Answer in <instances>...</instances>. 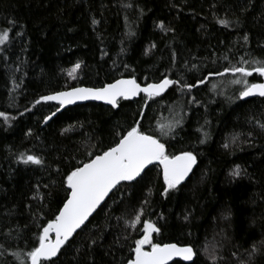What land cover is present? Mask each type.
<instances>
[{
	"label": "trees",
	"instance_id": "16d2710c",
	"mask_svg": "<svg viewBox=\"0 0 264 264\" xmlns=\"http://www.w3.org/2000/svg\"><path fill=\"white\" fill-rule=\"evenodd\" d=\"M5 30L10 38L0 45V112L9 119L0 117V264H18L12 253L23 256L36 245L65 201L66 174L136 124L170 153L194 151L192 174L167 196L158 166L139 182L119 186L56 264H127L134 239L142 236V224L128 225L141 207L142 220L162 229L154 241L192 245L196 264H214L211 256L215 264H264V98L241 100V86L231 83L238 76L215 75L242 57L264 60V0H0ZM76 63L81 68L72 79L68 71ZM164 76L206 82L191 93L173 85L152 100H121L118 109L76 105L47 124L44 117L57 106L35 104L72 87L132 77L145 85ZM247 79L264 83L256 73ZM176 120L181 123L174 131L162 135L159 125ZM21 154L43 164H24ZM237 166L242 175L234 177ZM254 245L259 251L250 256Z\"/></svg>",
	"mask_w": 264,
	"mask_h": 264
},
{
	"label": "snow or ice",
	"instance_id": "6c2138e0",
	"mask_svg": "<svg viewBox=\"0 0 264 264\" xmlns=\"http://www.w3.org/2000/svg\"><path fill=\"white\" fill-rule=\"evenodd\" d=\"M124 7H132L131 4H124ZM15 21H13V24ZM92 23H98L93 19ZM218 23L224 27L230 25V21L219 19ZM162 30H165L163 23L159 24ZM129 35H134L129 32ZM9 31L0 32V45L9 41ZM245 43L248 42V35L243 37ZM155 47V45H152ZM250 55V54H249ZM227 59V57H225ZM252 64L254 67L245 65ZM80 63H76L68 71V76L76 78ZM231 74L236 79L231 83L240 85L238 98L243 100L247 97L258 96L264 98V83H249L248 77L253 73L264 77V60L252 57L250 61L241 58L238 66L226 67L222 72H217V76ZM213 73H209V76ZM206 80L202 79L196 83H182L180 80H173L164 76L157 82L148 83L141 86L137 80L132 77L128 79H118L113 83L105 84L102 87H72L65 91H56L52 94L42 95L35 101V104H47L55 102L58 105L56 111L44 117V122L51 121L53 117L67 105L76 104L78 101H103L113 108L119 106L121 100H131L144 94L145 100H152L161 96L173 85L180 86L181 90L187 89L191 93L192 89L198 84H204ZM14 88L20 87L13 81ZM195 101V97L192 98ZM141 115H143L141 113ZM0 117L8 122V116L0 112ZM181 123L180 120L167 124L161 123L159 129L162 135H168L173 132L175 127ZM264 130V123L259 125ZM65 131H68L65 129ZM204 139L199 142L203 144L208 136L203 133ZM238 136H234L231 143L235 144ZM225 148L229 144L224 145ZM87 162H81V166L74 167L66 174L64 183L66 184L67 196L62 207L58 209V214L51 219L37 236V243L31 250L23 253H12L18 264H56V258L61 254L65 245L69 244L74 235H78L87 227L89 218L109 197L114 190L119 191L118 186L139 182L143 179L145 170L150 165H157L161 168L163 176L162 195L167 196L171 191L177 190L182 182L189 177L197 164V154L192 150H183L178 153H170L168 146L162 140L153 134L142 130L140 124L130 127L126 134L120 136L114 146H109L102 153L92 155ZM21 161L24 164L41 165L43 161L36 155L24 156L21 154ZM232 175L239 177L242 170L237 166ZM147 203V201H145ZM144 214L143 207L134 216V219L128 225L133 229L142 224V236L134 239V247L131 249L133 255L127 260V264H170L174 258L178 257L186 264H196L197 251L192 245L180 246L177 243H159L154 241V234H160L161 227L151 220H142ZM187 218V217H186ZM10 235V233H9ZM92 244L96 241L92 240ZM6 251V249H5ZM79 251V250H78ZM259 249L253 246L250 256L254 255ZM215 264V256H211Z\"/></svg>",
	"mask_w": 264,
	"mask_h": 264
},
{
	"label": "water",
	"instance_id": "95a60500",
	"mask_svg": "<svg viewBox=\"0 0 264 264\" xmlns=\"http://www.w3.org/2000/svg\"><path fill=\"white\" fill-rule=\"evenodd\" d=\"M122 79H128V78H122ZM139 84H140V83H139ZM140 85L143 87V86H146L147 84H145V85L140 84ZM81 87H84V86H81ZM167 91H168V90H166L162 95H164ZM141 95H144V94L141 93ZM141 95H140V96H141ZM162 95H161V96H162ZM140 96L135 97V98H133V99H131V100H124V101H134V100H136L137 98H139ZM158 97H160V96H158ZM255 97H258V96L247 97V98H245L244 100H248V99L255 98ZM48 103L54 104V105H56L57 108H58V105H57L54 101H53V102H48ZM88 103H96V104L104 105V106H106V107L113 108L111 105H108V104L104 103L103 101H94V100H89V101H78L76 104L65 106L63 109H61L59 112H57L56 115H55L53 118H55L58 114H60L61 112H63L64 110H66V109H68V108H70V107H74V106H76V105H85V104H88ZM118 108H119V106L116 107V108H113V109H118ZM48 122H50V121H48ZM48 122H47V123H48ZM47 123H45V124H47ZM153 166H157V165H155V164L150 165L148 169H150V168L153 167ZM148 169H146L145 172H146ZM160 169H161V168H160ZM191 174H192V173H190L189 176H190ZM188 178H189V177H188ZM188 178H186L185 181H186ZM182 183H183V182H182ZM118 187H119V186H118ZM114 191H115V190H114ZM114 191H113V192H114ZM111 195H112V193L109 194V197H110ZM109 197L106 198L105 202L109 199ZM105 202H104V203H105ZM104 203L101 205V207L104 205ZM98 210H99V209H97V211H98ZM95 214H96V213H93V216H94ZM93 216H92V217H93ZM92 217L89 218V221L91 220ZM87 223H88V222H87ZM74 236H75V235H74ZM180 246H181V245H180ZM176 261H181L182 263L186 264V262H183V261L180 260V258H178V257L174 258L173 261H170V264H172V263H174V262H176Z\"/></svg>",
	"mask_w": 264,
	"mask_h": 264
},
{
	"label": "bare ground",
	"instance_id": "6f19581e",
	"mask_svg": "<svg viewBox=\"0 0 264 264\" xmlns=\"http://www.w3.org/2000/svg\"><path fill=\"white\" fill-rule=\"evenodd\" d=\"M159 167V166H158ZM160 168V167H159Z\"/></svg>",
	"mask_w": 264,
	"mask_h": 264
}]
</instances>
